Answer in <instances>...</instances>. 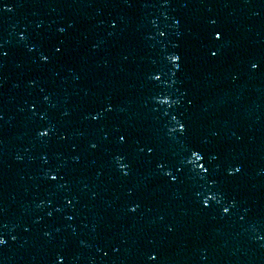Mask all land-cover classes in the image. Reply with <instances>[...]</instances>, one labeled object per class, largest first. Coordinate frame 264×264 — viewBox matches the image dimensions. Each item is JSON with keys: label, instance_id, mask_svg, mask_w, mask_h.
<instances>
[{"label": "water", "instance_id": "obj_1", "mask_svg": "<svg viewBox=\"0 0 264 264\" xmlns=\"http://www.w3.org/2000/svg\"><path fill=\"white\" fill-rule=\"evenodd\" d=\"M2 4L0 264H264V0Z\"/></svg>", "mask_w": 264, "mask_h": 264}, {"label": "snow or ice", "instance_id": "obj_2", "mask_svg": "<svg viewBox=\"0 0 264 264\" xmlns=\"http://www.w3.org/2000/svg\"><path fill=\"white\" fill-rule=\"evenodd\" d=\"M0 7H3L2 0H0ZM3 9H4L5 11H10V10H11V9L8 8V7H7V8H6V7H3ZM208 22H209L210 24H215V23H216V21H215V20H212V19H209ZM59 31H63V29H60ZM161 35H163V33H161ZM207 39L209 40V42H212V43H214L215 41H219V40L221 39V32H220L218 29H212V30H210V31L207 33ZM56 51L59 52L60 49L57 48ZM209 53H210V55H211L212 57H216V56H217V51H216V50H213V49H211V48H209ZM0 55H2V53H0ZM40 59H41L42 61H46V60H47V57L41 55ZM250 67H251L252 69H257L258 65H257V63H251V64H250ZM153 79H159V77H153ZM44 99L47 100L48 98L45 97ZM160 103H161V104H167L168 101H167V99H165V100L160 101ZM106 111H111V109L108 108V109H106ZM65 115H66V113H65ZM165 115H167V114L165 113ZM96 118H97L96 116H93V117H92L93 120H95ZM180 131H181V132L184 131V125H183V124H181ZM46 135H47V131H40V132H39V136H41V137H44V136H46ZM61 139H63V137H61ZM119 139H120L121 142H123L124 137H123V136H120ZM91 147H92V148H95L96 145H95V144H92ZM143 150H144L143 148L140 149V151H143ZM148 151H149V153H151L152 149L149 148ZM197 151H198V150H192L191 155H192L193 157H195V159H194V160H193V159H188V160H187V164H191V165H193L194 168L198 166V167L202 170V172H205L206 169H205L202 165H198V164H197V162L200 161V160L202 159V156H201V155H197ZM215 158H216L215 156L210 157V159H215ZM45 163H47V161H45ZM182 163H183V161H182ZM158 166H159V167H162V168H163V167H166V165L163 164V163L159 164ZM123 167H127V165H123ZM234 170H235V171H239L238 168H237V169H234ZM176 171L179 172L180 169L177 168ZM124 174L127 175L126 172H124ZM169 174H170V173L165 172V175H169ZM229 174H231V172H230ZM45 175H47V173H45ZM171 178H172V179H175V177H171ZM49 179H51V180H55V179H56V176H54V175H53V176H50ZM215 197H216V194L209 195V196H205L204 200L202 201L204 207H207L210 201H216L217 203H219V200H216ZM228 210H229L228 208H224V209H223V211H224L225 213H227ZM169 231H171V229H169ZM4 243H5V240H4L3 238H0V245H3ZM145 258H146L147 261H156V259H157L156 255L153 254L152 252L146 253V254H145Z\"/></svg>", "mask_w": 264, "mask_h": 264}]
</instances>
